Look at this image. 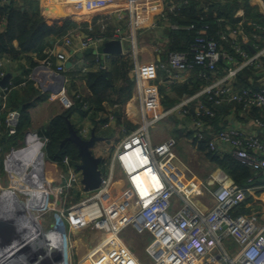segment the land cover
Returning <instances> with one entry per match:
<instances>
[{"label":"built area","instance_id":"1","mask_svg":"<svg viewBox=\"0 0 264 264\" xmlns=\"http://www.w3.org/2000/svg\"><path fill=\"white\" fill-rule=\"evenodd\" d=\"M53 1L85 18L102 16L114 10L111 15L100 18L96 25L83 21L69 30L62 37L67 51H53L37 73L41 81L39 89L56 93L65 110L79 102L88 113L93 111L87 98L78 92L70 94L69 81L63 78L70 61L68 51L76 56L93 50L94 61L84 64L83 73L94 68L108 70L107 54L102 53V48L118 39L125 53L124 42L132 38L121 37L120 29L111 32L112 15L125 21L131 30H139L148 26L154 15L169 19L178 11L176 5H172L169 12L163 9L164 0ZM180 1L187 3L186 0ZM0 3L5 5L7 0H0ZM86 22L87 26L84 25ZM171 28L173 31L193 30L191 26L177 24ZM203 28L204 33L211 29L209 25ZM254 28L264 33L262 24L256 22ZM204 33L199 31L185 52L172 51L165 61L135 68L142 123L133 130L118 129L119 144L112 152L106 149L99 156L102 159V182L97 190L85 191L82 173L70 157L58 163L62 167L59 180L42 177L45 196L36 201L43 206L41 212L53 214L46 232L44 255L41 256L45 264H74L73 233L82 228L107 235V240L97 245L95 255L90 253L87 257L91 264L99 255V264H144L124 240V232L128 229L141 236H151L152 247L158 251L151 264H264V217L257 211L251 215L236 214L255 189L233 182L228 184V177L223 173L211 175L208 179L199 178L180 160L176 136L159 143L153 140L151 130L158 122L171 116H191L188 129L198 145L205 143L209 151L217 154L228 150L242 164L251 167L255 176H264V138L258 132L230 125L210 137V119L216 116L221 106H238L247 116L264 113V76L263 79H252L247 87H241L237 81L239 74L246 69L253 68L256 75H264V47L258 45L261 37L254 36V53L251 54L245 46L242 24L229 27L224 39L233 53H227L216 37ZM223 61L235 67L194 95L185 96L174 107L156 113L161 95L159 87L151 82L158 78L159 71L169 75L170 84L182 81L188 73H196L197 79L204 82L217 74ZM8 63L6 56L0 57V82L8 74ZM26 86V81L20 84L11 81L5 89L0 87V114L6 116V131L15 133L21 119L20 111L11 108L9 98L14 90ZM195 103L196 113L192 114L191 107ZM251 118L257 130L264 129L263 117ZM106 120L101 129H115L116 116L109 114ZM4 128L0 124V160L4 151ZM77 131L84 139L91 136L89 128L80 127ZM114 138L110 139L111 146L117 141ZM31 141L44 148L50 140L34 134ZM142 171L154 174L162 184L161 188L146 195L138 191L135 178ZM70 193L78 197L70 201ZM210 201L213 203L211 207ZM38 217L39 222L44 218L43 215Z\"/></svg>","mask_w":264,"mask_h":264},{"label":"crops","instance_id":"2","mask_svg":"<svg viewBox=\"0 0 264 264\" xmlns=\"http://www.w3.org/2000/svg\"><path fill=\"white\" fill-rule=\"evenodd\" d=\"M239 3L241 4V7L237 10L234 18H236L238 21L236 23H233L232 20H224L221 19L219 16V12L217 10H214L211 13L210 8L214 6L215 4L219 3L221 7H225L227 4L226 0H219V1H212V2H207V1H202V12H205L210 16L211 19L214 21H219L221 24H223L222 28L217 32V34L214 35L220 43H222L225 52L227 53H233L232 48L228 41L224 39V34L228 31V28L236 27L239 24H242V29L244 32V38L246 40L245 46L249 50V52L252 54L254 53V50L252 48V45L255 43L254 36L259 35L261 37L260 45L261 47H264V33L256 30L254 28V23L256 21H250L248 18V12L247 9L245 8L246 6L249 9H252L253 11L257 12L258 14L262 15L264 17V0H238ZM14 2L16 7L21 8L23 10H27L30 12H37L39 11L46 20L49 21H56L60 20L62 13L66 9L68 13V16H71L73 20V16L75 15L76 17L79 15H76L73 12H70L69 7H63L61 5L57 6V2L53 0H41L40 2L38 1H33V0H7V3H12ZM165 5H163V9H166L167 12H169V9L172 5H176L178 8V11L176 14L170 15L169 19H165L160 15H154L150 20V24L146 26L145 28L139 29V30H131L129 27H127L125 21H119L115 16L112 15L111 17V32H116L117 29L121 30V37H126V36H132L131 39L128 41L124 42V51L125 53H122L120 55L117 54H107L106 59H107V66L108 70L105 71H110L112 70L113 67V62L115 60V57H122L124 60L128 62V77L129 79L133 82V90H132V96L128 103L123 107L121 112L123 113V120L120 122L119 117H120V112H118V106L111 107L110 105L106 104V113L101 112L95 114L89 113L87 116H82L81 113H76L73 115L71 122L73 123L74 127L78 130L79 127H86L91 129L92 131L95 129L96 134L99 137H104V140L101 142H98L96 144V147L94 148V154L99 157L104 150H109L113 151L114 146L119 144V137L117 135V130L124 128L128 130H133L137 128L141 123H142V113L140 111V99H139V91H138V82L136 78V73H135V68L138 66H145V65H152V64H158L161 61H165L167 59V56L169 52L171 51V46L173 44L172 39H171V33L172 32H178V31H173L171 28V25L175 24L173 23L172 19L173 18H182L180 8L182 5L185 3L180 0H164ZM51 3V4H50ZM186 4V3H185ZM0 5H3L0 3ZM50 5V6H49ZM57 6V7H56ZM70 9V10H69ZM114 10L111 9L108 13H105L102 16H95L91 18H85L83 17L81 20H73L76 23V26L78 23H83V21L87 22H92L94 25L98 22L100 18H103L105 16L111 15V13ZM73 14V15H72ZM78 18V17H77ZM52 19V20H51ZM84 23L85 26L88 25V23ZM178 25V24H177ZM263 25V24H262ZM180 26V25H179ZM264 26V25H263ZM183 27V26H181ZM96 29H98L96 27ZM181 31H188V30H181ZM113 41H119L118 39H113L110 42ZM63 39L62 37L56 38V37H50L48 38L46 44L36 52H31L27 54L26 56L22 57L21 60L19 61H14L11 58L7 57L6 58L9 60L8 63V68L7 71L11 72V74L14 75V78L12 79V82H15L16 84H20L24 81L27 82V86L24 88H19L17 90H14V92H23L24 90L28 89L29 87H33L36 90H39L40 86V79L37 78V73L39 70H42L43 63L48 59L49 55L53 51H67L65 46H63ZM15 46L18 47L19 44L18 42H14ZM128 45L129 49H126V46ZM185 47V45H183ZM102 53H104V47L102 48ZM70 61L73 62V67L70 69H67L68 71L65 73V77L69 81L67 84V88L69 93H74L78 92L84 95L87 99L90 100L91 98V92L87 88L86 85V77L89 73L91 72H97L101 71L100 69H92L87 73H83L81 69L84 67V64L86 62H89L86 60L84 57L79 58V54H76V56L72 55L71 51H68ZM235 66L228 63L227 61H223L220 64L219 70L217 74H213L210 76V79L204 82H201L197 79L196 73H188L183 76L182 81H178L174 84H170L169 80V75L165 72L159 71L158 73V78L155 81H152L151 83L157 85L159 87V92L161 95V103L159 107L157 108L156 113H161L165 110H168L172 107H174L176 104H178L185 96L187 95H194L197 93L201 88L207 84H211L217 79H220L221 77L225 76L228 70L233 69ZM244 72H249L251 75L247 78L248 85H250V82L252 79H258L262 78L264 75L259 74L256 75V72L254 69H246L240 74H243ZM239 74V75H240ZM264 78V77H263ZM262 78V79H263ZM238 84L240 85L242 83L241 77L238 76L237 78ZM192 82L194 84H198V89L196 91H193L191 93L188 92H183L182 94L179 93L180 89H183L186 85L192 86ZM259 86V83L257 84ZM13 92V93H14ZM12 93V94H13ZM52 91H49V96L51 97ZM87 93V94H86ZM54 94V93H53ZM53 96V95H52ZM11 98V97H10ZM10 98H9V104H10ZM49 98V97H48ZM54 101L51 100V103ZM43 103V102H42ZM39 103L36 107H34L31 110V117H32V123L34 128L36 127V124L38 123V118L40 116V108L41 105L45 103ZM46 105V104H45ZM61 105V104H60ZM11 106V104H10ZM54 107V105H53ZM62 107V105H61ZM60 106L56 108L51 109V116L45 124H49L51 119L55 117L56 115L60 114L63 110L61 109ZM12 108V107H11ZM196 108L197 104L195 103L191 107V113L195 114L196 113ZM55 109V110H54ZM58 109V111H57ZM220 110L219 112L216 113V116L212 119H210V137L211 134L217 133L221 131L223 128L227 126H238L242 127L246 130H250L252 132H258L263 138H264V129L263 130H257L254 125L251 123V117L256 118V117H263L264 118V113L261 112H255L250 116L244 115L241 112L240 107L238 106H230V105H225L221 106L218 108ZM50 111V110H49ZM114 114L116 116V126L115 129L112 130H102L101 126L107 122L106 117L109 114ZM5 114H0V124L4 128V120H5ZM101 119H104L105 122L102 123L98 129H96L95 126V121H99ZM190 120L191 116H186V117H178V116H171L167 119H164L156 124V126L152 129H158V127L165 123V124H170L171 127L170 129L173 130V128H176L179 132L178 134V141L179 145L177 149L178 156L182 163L190 168L193 172L194 170L190 167L189 163L184 161L182 158V154L184 155V152H189L192 154H200L204 156L207 161L210 163V174H208L206 177L202 179H208L211 175H221L222 173L227 175L228 179L226 183H235V181L229 176L228 171L222 169V167L219 164H216L213 162L211 159L208 158L209 153H214L208 150L206 144H205V149H202V143L201 145H198L196 140L194 139L193 133L189 132V125H190ZM177 123L176 125L173 124ZM46 125V126H47ZM172 125H175L172 127ZM45 126V127H46ZM44 124L40 126L38 129L40 132L45 129ZM166 130V136L164 135H159L154 133L153 135V140L156 143L162 142L169 138L170 136H175L173 135L170 131L171 130ZM152 131V130H151ZM168 133V134H167ZM4 135L2 136V138ZM91 137V136H90ZM113 137L117 138V141L112 144V146L109 144L110 139H113ZM122 137V136H120ZM114 138V140H115ZM180 141H181V149H180ZM182 142L185 144V146L182 147ZM3 144L4 151L0 160V169L3 164V156L5 152V144ZM108 144V145H107ZM30 147L32 150L29 154L31 156L32 154H35V159L33 158V165H34V173L31 176H25L24 180L29 183L30 187H33L31 185H36L34 187H43L42 178L40 176V172L43 169V172L45 170V177H47L50 180H59V173L62 172V167L58 163H52L46 159V153H45V147L42 149L39 143L33 142V141H27L24 143V145H20L19 148H14V150H20L21 147ZM34 150V151H33ZM181 150V151H180ZM13 151V150H11ZM181 154V155H180ZM216 154V153H215ZM221 158H224L226 156H232L231 153L226 150L222 151L221 153L218 154ZM233 157V156H232ZM236 159V158H235ZM48 165L51 166L52 169H48ZM195 175H197L194 172ZM198 176V175H197ZM11 177V182L13 183L12 189H17V186L19 184L20 179H16L15 176H10ZM199 177V176H198ZM200 178V177H199ZM23 180V181H24ZM34 183V184H33ZM241 187H249L252 189H255L252 194L249 195V199L246 202V205L240 208L237 212H241L239 214H246V215H251L253 211H257L260 215L264 217V190L261 189L264 187V176H253L250 178L245 185ZM38 189V188H37ZM4 191V190H3ZM2 191V192H3ZM27 193V196L30 197L27 200L26 203H33L36 202L35 199H39V193H43L44 191L40 190H32V189H26L25 190ZM31 191L35 193H31ZM74 193H70L68 199L70 201H74L75 198H77ZM213 205V203L210 201V207ZM29 211V210H28ZM27 211V213H28ZM29 214L21 215L20 218L18 217L17 221H19L20 225L23 227L27 226V223L24 222L23 218L29 217ZM31 217V216H30ZM33 223L37 225L40 229L37 230L35 236L40 237L41 235L45 236V239L47 240L46 237V232L48 228L51 226L52 220L49 217L42 218L41 222H36L35 219L33 220ZM21 227V229H24ZM27 229V228H26ZM88 228L85 229H78L77 231H74L73 233V241H74V247H75V257H74V264H91L89 262H85L87 257L90 255L89 251L84 252L83 254H78L77 253V246L76 243V236L84 234L85 231ZM79 232V234H78ZM41 233V235H40ZM78 234V235H77ZM96 234V232L94 233ZM97 235V234H96ZM103 236L101 239L96 242L99 244H102L104 241L107 240V235L102 234ZM75 238V239H74ZM87 241L91 239L86 237ZM83 239V238H82ZM46 240L43 241V246H45ZM84 242L86 240L83 239ZM101 241V242H100ZM97 247V246H96ZM90 250V249H89ZM96 260V261H95ZM93 261V260H92ZM95 261V262H94ZM94 261L92 264H99L100 263V255L94 257Z\"/></svg>","mask_w":264,"mask_h":264},{"label":"trees","instance_id":"3","mask_svg":"<svg viewBox=\"0 0 264 264\" xmlns=\"http://www.w3.org/2000/svg\"><path fill=\"white\" fill-rule=\"evenodd\" d=\"M179 9L182 18H173L172 21L183 27H193L191 31H178L171 33L172 46L171 51L185 52L187 48L194 42L197 33L200 31L204 33V26L209 25L211 29L207 31L205 36H214L222 28L223 24L219 21H214L208 14L202 12L203 0H186ZM207 2L219 0H204ZM225 7H221L219 3L210 8L211 13L214 10L219 12V16L224 20H232L236 23L238 20L234 18L237 10L241 7L238 0H226ZM243 7V6H242ZM241 7V8H242ZM248 12L250 21L264 25V17L257 12L245 7ZM52 20V19H51ZM76 27L73 20H56L49 21L39 12H30L16 7L15 3H6L0 5V57L7 56L14 61H19L22 57L31 52L39 51L47 42L48 38L63 37L69 30ZM202 34V35H204ZM18 42L16 47L14 42ZM185 45V47L183 46ZM84 58L90 62L94 61L93 54L85 55ZM128 62L122 57H115L112 70L91 72L86 77V85L91 92L90 100L87 101L91 105V110L97 113H106V104L111 107L118 106L120 112L119 120H123V113L121 110L128 103L132 96L133 82L128 77ZM251 75L249 72L240 74L242 79L241 87H247V78ZM198 84L192 82V86L186 85L179 93H191L196 91ZM49 94L41 93L33 87H29L23 92H14L10 98L11 107L20 111L21 119L19 125L15 129V133L6 131L4 128V137L2 143L5 144L7 150H14V148L24 145L25 137L28 129L32 125L31 110L39 103L47 100ZM220 110H218L219 112ZM76 113H81L82 116H87L88 111H84L76 103L75 107L64 110L60 114L51 119L49 124L40 133L43 137L49 138V143L45 147L46 159L52 163H61L65 157H70L76 164L79 163L78 150L71 143L62 146V142L69 136V129L66 118L70 120ZM101 119L95 121L96 129L104 123ZM205 149V143L202 145ZM208 158L216 164H219L222 169L228 171L229 176L239 186L245 183L254 176L251 167L242 164L239 160L232 156L221 158L217 153H209ZM3 169V167L1 168ZM242 213L236 212V214Z\"/></svg>","mask_w":264,"mask_h":264},{"label":"water","instance_id":"4","mask_svg":"<svg viewBox=\"0 0 264 264\" xmlns=\"http://www.w3.org/2000/svg\"><path fill=\"white\" fill-rule=\"evenodd\" d=\"M70 10V9H69ZM71 11V10H70ZM65 9L62 13L60 20H71L72 17L68 16ZM104 53L117 54L123 53L121 41L108 42L104 46ZM93 54V50H88L85 53L79 54L80 57ZM67 69L73 67V62L69 61L66 64ZM14 75L9 71L6 77L0 82V87L5 89L8 87ZM64 81L66 77L64 76ZM69 136L62 142V146L71 143L78 150L79 163L77 164V170L82 173V183L86 192H92L97 190L102 182V172L100 170V164L102 159L94 154V147L98 142L104 140V137H99L94 129L89 139L82 138L77 129L74 127L71 120L66 118ZM45 178V175L43 176ZM35 205V204H34ZM36 207V205H35ZM38 208V207H36ZM28 204L25 201H21L16 189H7L0 194V264H45L43 241L46 240L45 236L40 233V237L29 236L31 234L29 228L21 229L18 217L21 215H27ZM28 227L33 226V217L23 218ZM39 222L38 220H36ZM20 234L19 246H14V241L9 239L11 234ZM28 236V237H24ZM21 237H23L22 240ZM32 237V238H31ZM47 241V240H46Z\"/></svg>","mask_w":264,"mask_h":264},{"label":"rangeland","instance_id":"5","mask_svg":"<svg viewBox=\"0 0 264 264\" xmlns=\"http://www.w3.org/2000/svg\"><path fill=\"white\" fill-rule=\"evenodd\" d=\"M58 5L59 4H57V6ZM77 17L74 15L73 20L74 19L75 20H81L83 18L82 16H77ZM125 46H126V49H129L128 45H125ZM39 90L41 93L49 94V90H44V89H39ZM53 93H52L53 96L51 95V97L49 96V98L47 100L43 101V103H45L46 105L42 103L43 105H41V108L39 110L40 116L38 118V123L36 124L35 128H34L33 123H32L31 127L28 129V131L26 133V137H25V143L27 141H31V138L34 134L41 135V133L38 129L43 124H44V127L47 125L45 123L47 122L46 121L47 118L49 120V118L51 116V109L52 108H56L58 106L61 107V105H62L61 109L63 108V110H65L59 96H57L56 93H54V94ZM51 100H53L54 102L51 103ZM53 105H54V107H53ZM57 111H58V109H57ZM173 124L176 125L177 123L173 122ZM175 125H172V127ZM170 127H171L170 124L163 123L158 127V129H152V134L154 135V133H156L159 135L166 136V130L168 131L170 129ZM170 132L173 135H175L176 137L179 134V132L176 128H173V130H171ZM40 146H41V144H40ZM183 146H185V144L182 142V147ZM41 148H42V146H41ZM180 149H181V141H180ZM31 150L32 149L30 147H27V146L21 147L20 150H13V151H11L10 149L7 150L5 148V152H4V156H3V164H2L3 169H0V194L3 190L14 188V187H12L13 183L11 182V177H10L11 175L15 176L17 180L20 179L19 184H18L17 189H16V192H17L21 201L26 202L27 200H29L28 198H30L25 194L26 189L43 191L42 187H34V186H36L34 183H33L34 185H31L33 187H30L29 183H27L24 180L25 176H27V175L31 176L34 173L33 158L35 159L36 155L32 154L31 156H29L28 153H30ZM178 150H179V148H178ZM93 151H94V149H93ZM184 153H185L184 155L180 154L183 157L182 159L189 163L190 167L194 170V172L200 178H204L208 174H210V163L207 161V159L204 156H202L200 154H192L189 152H184ZM48 169H52L50 165H48ZM45 170H44V172H43V169L41 170L42 171V172H40L41 178L45 175ZM28 208H30V211H28V214L31 217H33L35 220H38V218H39L38 216L41 217V215H43L44 218H46V217H49L51 219L53 218V214L51 212H47V213L46 212L43 213L41 211L37 212V211H39L38 209H34V211H31V209L33 208L32 203H29ZM87 230L88 231H85L84 234H82V235H80L78 232V234H79V235L77 234L78 237L77 236L75 237L76 241L78 242V243H76V246L78 247L77 248L78 254H83L84 252H88V251H89V253L94 254V251H95L96 246L98 244L96 242H98L101 239V237L103 236L102 234H99L97 232H96L97 235L94 234L95 231L92 230L91 228H88ZM87 236H88V238L91 237V239L89 241H87V238H86ZM123 236H124V240H125L126 244L130 247V249L137 255V257L144 264H151L154 261L156 255L158 254V251L155 248L153 249V247H152L151 236H149V235H144V236L138 235L132 229H128L126 232H124ZM82 238L84 240H86V242H84ZM85 262H88V260L86 259Z\"/></svg>","mask_w":264,"mask_h":264},{"label":"bare ground","instance_id":"6","mask_svg":"<svg viewBox=\"0 0 264 264\" xmlns=\"http://www.w3.org/2000/svg\"><path fill=\"white\" fill-rule=\"evenodd\" d=\"M135 182H136L135 183L136 189H138V191H140L143 195H146L147 193H153V191L160 189L162 186L159 179L156 176H154V174L152 175L150 171H142L139 174V176L137 178H135ZM31 193L33 194L35 192L31 191ZM25 194L27 195L26 191H25ZM38 196H39V199H42L43 196H45V194L39 193ZM34 200L36 201L35 198H34ZM34 204L38 208H36ZM28 205H29V201H28ZM32 207L33 208L31 209V211H34V209H38L39 211H37V212H40L43 208L42 204H40V201L33 202ZM28 209L30 211V208H28ZM23 228H24V230L26 228H29V230H30L29 232L31 233V234H29V236L33 235L32 237H34L35 234L37 233L36 231L40 229L34 223H33V226L31 225V227L24 226ZM19 234H20V232L17 234H11L10 233V235L8 236L9 239L14 241V243H13L14 246H19V244H20L19 237L17 238V236ZM24 237H28V236H24ZM22 239H23V237H21L20 240H22Z\"/></svg>","mask_w":264,"mask_h":264}]
</instances>
